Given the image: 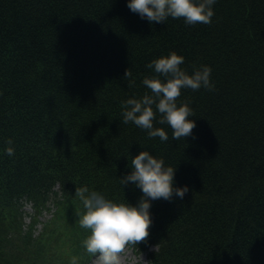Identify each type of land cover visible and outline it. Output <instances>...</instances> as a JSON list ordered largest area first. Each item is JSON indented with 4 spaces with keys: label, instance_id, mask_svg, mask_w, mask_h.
<instances>
[{
    "label": "trees",
    "instance_id": "trees-1",
    "mask_svg": "<svg viewBox=\"0 0 264 264\" xmlns=\"http://www.w3.org/2000/svg\"><path fill=\"white\" fill-rule=\"evenodd\" d=\"M213 7L211 23L189 25L149 23L126 0H0V264L84 260L75 189L135 203L140 189L119 176L142 148L176 166L189 191L154 200L149 235L128 245L150 264H264V0ZM170 50L189 71L210 65L215 87L183 89L194 135L177 140L157 125L161 141L124 123L121 101L144 93L147 62Z\"/></svg>",
    "mask_w": 264,
    "mask_h": 264
},
{
    "label": "clouds",
    "instance_id": "clouds-1",
    "mask_svg": "<svg viewBox=\"0 0 264 264\" xmlns=\"http://www.w3.org/2000/svg\"><path fill=\"white\" fill-rule=\"evenodd\" d=\"M128 8L138 13L149 23L166 22L169 17L184 19L186 24L197 22L211 23L216 0H126ZM183 54L170 50L167 54L154 57L147 62L151 70L141 83L146 90L142 95H132L121 101L122 121L132 122L147 130L149 137L158 136L161 141L168 140V131L172 129V137L179 140L192 136L196 126L193 119V108L187 100H179L183 89H213L210 65H193L191 71L184 66ZM130 73L126 69L125 75ZM5 151L14 154L12 138H8ZM127 167L130 171L119 176L120 183L130 182L138 187L141 195L135 203L126 198L116 200L102 191L81 185L75 189L85 211L78 213L79 225L89 230L82 241L85 250L98 254L101 264H120L121 254L130 242H138L149 235V227L153 223L150 211L156 199L172 200L174 197L184 198L189 185H180L175 176L177 167L167 164L163 156L142 148L131 155ZM73 257V261H76Z\"/></svg>",
    "mask_w": 264,
    "mask_h": 264
},
{
    "label": "rangeland",
    "instance_id": "rangeland-1",
    "mask_svg": "<svg viewBox=\"0 0 264 264\" xmlns=\"http://www.w3.org/2000/svg\"><path fill=\"white\" fill-rule=\"evenodd\" d=\"M48 206V210L43 209V211L41 212V214H39L40 217H37L38 220H36V229H35V233L38 235L39 233L42 232L43 230V225L44 223H46L50 218H51V213H48V211H53L54 209V205H52V202L47 204ZM24 228L26 230H29V227L32 225V222L34 221V206L30 203H27L24 205ZM68 234V235H67ZM63 235L64 237L61 239L62 243L60 244V247L62 249H64V251L66 252V249H68L69 247H66L63 242L65 241V238H69V232ZM81 255H82V259L84 260H78L77 264H101L100 260L97 258V255H93L91 253H88L85 249L81 251ZM88 255H92V259L89 261V259L85 258ZM65 262L66 264H76V261H73V258L69 257V255L67 254L65 257ZM56 264H62L61 262H58ZM120 264H149L148 259L146 257V255L143 254H138L136 251L132 250L129 247H125V250L122 252L121 254V260H120Z\"/></svg>",
    "mask_w": 264,
    "mask_h": 264
}]
</instances>
